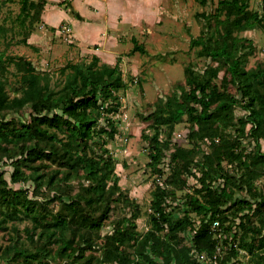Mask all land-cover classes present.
<instances>
[{
  "label": "trees",
  "instance_id": "trees-1",
  "mask_svg": "<svg viewBox=\"0 0 264 264\" xmlns=\"http://www.w3.org/2000/svg\"><path fill=\"white\" fill-rule=\"evenodd\" d=\"M13 1L0 0V8ZM17 1V24L25 31L16 42L30 46L28 38L34 22L41 20L46 1ZM196 1L204 5L207 0ZM237 1L220 0L216 8L240 12L242 7ZM236 26L240 30L252 28L245 22ZM5 30L0 25V35ZM195 40L194 43L202 44L200 54L218 64L200 74L186 68L188 89L181 88L179 93L159 99L145 117L147 127L153 128L148 138V164L159 172L158 164L168 152L172 171L167 184L172 187L157 184L152 191L150 229L143 236L118 222L101 244L94 243L92 236L109 217L112 203L133 204L118 184L116 162L107 147L118 132L113 119L120 108L117 94L126 89L118 64L100 62L95 55L88 63L68 62L59 70L63 79L53 84L52 75L37 71L30 60L20 61L0 53V161L6 159L15 164L10 182L0 171L4 191L0 195L4 206L0 227L22 217L32 222L31 227L24 228V237L12 224L9 242L0 246V264H54L57 257L75 256L74 264H155V258H162L166 264H198L194 253H214L210 227L215 219H219L223 231H230L231 223L235 224L240 232L239 248L251 256L254 264H264V191L255 185L264 176V152L260 149L264 139V71L246 70L224 41L211 48L201 35ZM222 63L225 70L218 88L212 81ZM9 64L13 71H9ZM8 73L13 75V81ZM227 82L235 85L238 97L227 91ZM236 106L244 109L238 119L234 117ZM24 108L25 120L6 119ZM184 115L190 126L188 138L207 140L209 147V153L197 161L201 186L194 192L202 198L186 194L187 204L199 215L197 225L189 214L173 217L165 207L166 198L174 196V188L184 186L196 156L202 153L195 143L191 147L177 143L171 146L173 128ZM162 128L168 130L169 139L160 137ZM228 129H233L232 133ZM223 161L237 171L222 167ZM217 170H223L219 176L223 182L213 187ZM236 190H242L243 196L234 197ZM51 203L59 206L54 217L48 208ZM254 208L258 214H250ZM250 215L256 216L255 222L247 221ZM191 227L192 252L178 239L181 231ZM164 230L166 233L161 235ZM52 242L57 244L53 251ZM97 247L98 257L85 256L87 248Z\"/></svg>",
  "mask_w": 264,
  "mask_h": 264
},
{
  "label": "rangeland",
  "instance_id": "rangeland-1",
  "mask_svg": "<svg viewBox=\"0 0 264 264\" xmlns=\"http://www.w3.org/2000/svg\"><path fill=\"white\" fill-rule=\"evenodd\" d=\"M219 1L207 0L204 5H201L196 0H193L185 17L186 22H189L191 26V36L190 38H186V43L180 45L178 51L144 53L140 50L135 52L131 50L130 52L122 53L123 56H129V54L135 55L137 59L134 62L138 69L135 75H131L128 68L124 71L126 89L120 90L117 94L120 108L118 113L113 116L118 132L115 138L107 143V147L112 152L116 162L115 173L118 177V184L122 192L127 195L133 204L114 201L109 217L104 221L102 228L93 233L92 238L94 239V243H103L104 237L112 233L113 228L118 222L124 223L130 229L134 228V231L138 235L143 236L150 229L149 214L151 213L150 201L152 191L157 184L169 189L172 187L167 184L168 176L172 171V163L168 152L158 164L159 172H154L148 164L150 162L148 138L152 136L153 128L147 127L149 122L146 123L145 117L154 110V105L159 99L165 100L166 97L173 93H179L181 88L188 89L185 84L186 68H190L195 73L200 74L206 68L218 64L211 57L200 54L202 44L194 43L195 39L201 35L205 44L211 48L220 45L224 41L229 45V49H231L234 56L242 62L246 70L259 68L264 71L263 0H238L236 4L242 7L240 12L236 11V9H230L229 12H226L227 9L224 7H219L218 11L216 7L219 6ZM19 7L20 3L14 0L13 2H6L0 8V25L6 29L4 35H0V53L4 56L20 61L30 60L37 71L52 75L53 84L63 79L59 70L66 63H88L91 60L90 57L86 56H79L75 59V57L69 55V52L66 53L67 49H71V44L66 42V37H63V35L55 39L59 46L56 50L57 52L54 54L50 48L52 41L46 35L48 28L42 25L43 22H41L40 18L33 24V30L28 38L30 46L17 43L16 41L24 36L23 32L25 31L23 28L18 27L17 24ZM244 22L247 25H251L252 28L240 30L236 26ZM185 33H188L186 35L189 36V32L185 31ZM59 39L63 44H61ZM8 69L9 71H13V65L9 64ZM224 70V64L222 63L217 78L212 81L213 85L218 88L222 85ZM8 76L11 81L14 80L12 74L8 73ZM226 89L238 97L235 85L227 82ZM7 91L10 96L14 94L10 85L7 86ZM243 111L242 106H236L234 110L235 119L241 117L244 113ZM26 115L27 111L24 108L18 113L7 115L6 119L14 118L16 121H23L26 119ZM189 128V122L184 115L183 120L173 128L170 139L171 146L173 143H177L183 147H191L195 143L200 147L202 153L196 156L194 164L191 167L192 174L187 175L184 186L181 189L174 188V196L170 195L166 198L165 207L166 211L173 217L189 214L193 219L194 225H197L199 215L195 214L190 204H187L186 194H195L200 200L202 198L201 195L194 192L195 188H200L201 186V183L197 179L200 176L201 167L199 163L197 164V161H202V156L209 153V147L207 140L195 141L189 139L187 136ZM232 131L233 129L227 130L229 133H232ZM160 132V137L163 140L169 139L167 129L162 128ZM243 141L249 143L248 139ZM250 143L252 144V142ZM260 149L264 152V139L260 141ZM221 166L225 169H232L234 172L237 171V169L233 168V165L227 164L226 161H223ZM13 169H15V164L11 163L10 160L3 159L0 161V171L4 173V178L8 182H10L9 176ZM21 169L25 171V168L22 167ZM222 172L223 170H217V173H214L215 180L213 181V187L223 182L219 177L222 175ZM77 181L75 179V191L78 189ZM24 184L20 183L19 185L24 186ZM255 185L259 190L263 189L264 191V176L259 178L255 182ZM9 186L15 185L9 184ZM26 187H30V185H26ZM28 190H31V187ZM233 190L235 191V188ZM41 191L44 193V188ZM242 192V190H236L234 197H242ZM0 195H4L2 183H0ZM58 207L56 203H51L48 206L53 217L57 214ZM3 209L4 206L1 205L0 201V211ZM254 212L259 213L254 208L250 214ZM247 221L250 223L255 222L256 216L251 217L250 215ZM12 224L19 229L20 235L24 237V228L31 227L32 222L28 218L22 217L20 220H16L15 222L10 221L2 225L0 227V246H4L9 242ZM165 233L166 231L164 230L161 232V235ZM239 234V229H237L234 237V245L236 247L234 250H230L227 244H225L227 248L225 251L228 253L218 264H221L222 261L225 264H254L251 256L239 248ZM193 235L194 229L192 227L178 234L181 244L189 246L191 252L194 249L192 243ZM56 246L57 244L52 242V251ZM231 248L233 249V247ZM232 251H237V253H232ZM84 253L85 256L92 255L98 257L100 250L98 247L87 248ZM75 258L57 257L56 261H52V263L74 264ZM154 262L155 264H166L162 258H155Z\"/></svg>",
  "mask_w": 264,
  "mask_h": 264
},
{
  "label": "crops",
  "instance_id": "crops-1",
  "mask_svg": "<svg viewBox=\"0 0 264 264\" xmlns=\"http://www.w3.org/2000/svg\"><path fill=\"white\" fill-rule=\"evenodd\" d=\"M45 1L41 22L48 28L54 54L59 46L55 39L63 35L71 44L69 50L65 44L71 57L95 55L100 62L118 64L123 78L126 68L131 75L138 68L135 55L122 53L175 52L191 36L185 17L193 0Z\"/></svg>",
  "mask_w": 264,
  "mask_h": 264
},
{
  "label": "built area",
  "instance_id": "built-area-1",
  "mask_svg": "<svg viewBox=\"0 0 264 264\" xmlns=\"http://www.w3.org/2000/svg\"><path fill=\"white\" fill-rule=\"evenodd\" d=\"M221 226L219 219H215L212 222L210 229L213 233L212 235L215 243L214 253H212L211 256L205 253H196L195 256L197 257L196 260L198 264H218V260H222L228 253L225 251L227 249L225 244H227L230 250L236 248L234 245V237L237 232L236 225L231 223L230 226L232 229L230 231H223ZM231 247H233V249ZM243 252L245 251L243 250Z\"/></svg>",
  "mask_w": 264,
  "mask_h": 264
}]
</instances>
